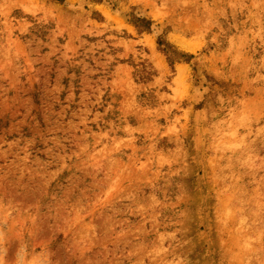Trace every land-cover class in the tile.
I'll list each match as a JSON object with an SVG mask.
<instances>
[{
    "label": "rangeland",
    "instance_id": "374dc122",
    "mask_svg": "<svg viewBox=\"0 0 264 264\" xmlns=\"http://www.w3.org/2000/svg\"><path fill=\"white\" fill-rule=\"evenodd\" d=\"M0 264H264V0H0Z\"/></svg>",
    "mask_w": 264,
    "mask_h": 264
},
{
    "label": "trees",
    "instance_id": "16d2710c",
    "mask_svg": "<svg viewBox=\"0 0 264 264\" xmlns=\"http://www.w3.org/2000/svg\"><path fill=\"white\" fill-rule=\"evenodd\" d=\"M140 21H143V23L145 24L144 25V27L145 28H149V24H150V21L149 20H145L144 18H141V20ZM158 43H161L160 41L158 42ZM164 51H165V54H166V57H167V60L171 63L172 62V59H171V57H170V55L166 52V50L164 49ZM188 56H191V55H188ZM186 58H188V57H186V55L185 54H179V56H177V59H186Z\"/></svg>",
    "mask_w": 264,
    "mask_h": 264
},
{
    "label": "bare ground",
    "instance_id": "6f19581e",
    "mask_svg": "<svg viewBox=\"0 0 264 264\" xmlns=\"http://www.w3.org/2000/svg\"><path fill=\"white\" fill-rule=\"evenodd\" d=\"M184 43V42H183ZM185 44V43H184ZM186 45V44H185ZM187 47V46H186Z\"/></svg>",
    "mask_w": 264,
    "mask_h": 264
}]
</instances>
